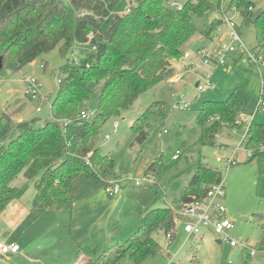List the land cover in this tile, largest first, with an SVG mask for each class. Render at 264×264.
<instances>
[{
  "label": "trees",
  "instance_id": "1",
  "mask_svg": "<svg viewBox=\"0 0 264 264\" xmlns=\"http://www.w3.org/2000/svg\"><path fill=\"white\" fill-rule=\"evenodd\" d=\"M119 1L0 0L3 68L20 70L60 44L65 54L75 44L85 47L81 62L68 61L60 68L50 119L14 122L7 114L0 118V218L17 199L11 183L21 174L38 178L33 208L50 210L73 209L72 184L78 177L105 187L119 180L114 161L101 151L102 129L144 93L173 79L177 74L173 63L183 59L188 43L197 35L211 39L222 23L214 22L204 33L195 25V16L203 17L212 9L208 0H189L180 8L171 0H137L130 12L118 14ZM232 4L242 10L247 23L255 24L259 52L264 53V12L256 13L249 0H232ZM98 89V109L90 120H83L81 114ZM243 110L242 98L235 92L225 101H205L197 117L204 138L214 140L224 126L245 129L240 122ZM158 111H164L160 103L133 124L139 143L147 139L151 115ZM211 120L215 123L205 128ZM244 144L251 153L249 161L264 154V124L252 122ZM161 167L155 162L147 174L161 175ZM221 182V172L201 164L180 197L148 210L126 243L103 252L94 245L80 247L77 258L83 264H120L125 259L144 264L161 249L156 235L166 236L175 229L176 211L201 200L210 186ZM183 264L199 261L194 257Z\"/></svg>",
  "mask_w": 264,
  "mask_h": 264
},
{
  "label": "rangeland",
  "instance_id": "2",
  "mask_svg": "<svg viewBox=\"0 0 264 264\" xmlns=\"http://www.w3.org/2000/svg\"><path fill=\"white\" fill-rule=\"evenodd\" d=\"M171 1L175 7L180 8L189 0ZM208 1L212 4V9L203 17H194V23L201 33L214 22H220L222 14L227 13L237 23L245 48L253 54L259 53L256 26L254 23L246 22L242 10L230 9L232 0ZM249 1L255 5L256 13L264 12V0ZM136 3L137 0H120L115 11L118 14L125 13L131 4ZM220 25H223V22ZM222 29L220 36L225 37L224 40L202 41V36L197 35L185 48L184 57L180 62L182 65L186 62L189 64L194 62L192 58H196L197 71L213 75L212 87L199 92V80L193 74L178 83L164 82L144 93L131 109L124 112L121 117L109 120L102 129L100 148L108 159L114 161L116 174L119 180L123 181L121 196L124 197L125 203L116 211H112L111 208L104 211L103 217L98 220L100 223L98 222L92 230L93 235L94 232L97 235L111 230V233H116L115 237L118 236L109 245L100 246L104 240L94 241L92 245L98 252L126 243L138 231L142 214L148 211L146 209L166 206L167 202L171 203L180 197L198 167L203 164L222 173L227 190L223 204L227 209V218L234 226L230 231V237L256 247L259 252L251 257L241 248H232L227 243L219 244L218 236L207 228H204L200 236L188 237L184 228L180 226L169 248H166V236L156 235L161 249L158 255L148 258L144 264H183L189 263L194 257L198 258L199 264H264V154L249 161L250 154L244 144L246 131L252 123L250 115L255 113L260 102H264V63L250 62L249 53L243 54V51L238 49L234 53L226 54L225 63L218 61L206 65L205 50L214 58L219 48L223 49L230 43L228 25L224 24ZM216 31L217 29L213 34ZM201 48L204 51L200 52ZM62 49L63 44H60L55 50L40 56L20 70L9 67L0 70V118L4 114L14 122L35 118L43 122L51 118L52 104L58 92L60 68L68 61L78 64L85 56V47L80 44H75L67 54ZM187 54L190 56L189 59L185 58ZM263 54H260V57ZM180 63L178 64L181 65ZM31 78L39 80L41 95L48 101L31 100L26 96V80ZM234 92L243 101L245 129L235 131L224 126L215 134L214 140L209 142L204 138V128L197 120L199 110L205 101H225ZM98 95L99 89L83 112L89 114L97 111ZM181 98L188 105L178 106ZM158 103L162 104L164 111L151 115L146 129L147 139L139 143L138 135L132 126L150 107ZM38 109L42 111L38 112ZM253 122L264 124V110L255 114ZM116 123L119 124L117 132ZM213 123L215 122L211 120L205 128ZM107 136L110 138L106 139ZM177 152H180L179 160L175 161L173 157ZM233 157L237 164L227 167L225 162ZM218 158H223L224 162L219 163ZM155 162L162 166L161 175L147 174L149 167ZM151 175L159 182L160 187L135 186L137 181ZM37 180L38 178L27 179L21 174L11 183V186L17 188V198H20L24 205H31L36 194ZM72 193L81 197L77 201L85 200L83 198L89 194L96 197L94 204L102 206L107 204L102 202L104 193L108 198L106 187L84 177L74 180ZM61 229L66 232L64 228ZM61 229L55 227L51 230L52 233H57ZM8 232L17 234L8 228L2 216L0 241H3ZM18 261L12 257L0 256V264H37L28 260ZM71 261L73 264H83L82 259L76 260L75 257L71 258ZM120 264L134 263L125 259Z\"/></svg>",
  "mask_w": 264,
  "mask_h": 264
},
{
  "label": "crops",
  "instance_id": "3",
  "mask_svg": "<svg viewBox=\"0 0 264 264\" xmlns=\"http://www.w3.org/2000/svg\"><path fill=\"white\" fill-rule=\"evenodd\" d=\"M222 27L223 25L218 26L217 31L211 36V39H207L201 35V40L210 42L218 41L221 37L220 33L223 32ZM193 40L194 38L191 41ZM189 43L187 46H189ZM181 60L173 63L177 74L173 79L168 81L169 83L181 82L191 74L196 77L197 74H201V72L199 73L197 71L198 65L196 58H192V61L196 63V67L191 69L183 67L190 65L191 62L189 64L186 62L182 65L180 63ZM178 153L180 152L176 154ZM177 160H179V158ZM157 182L156 180V183ZM158 184L159 183L155 185ZM158 187H160V185H158ZM87 195L88 196L83 198L85 200L81 201H77L81 198L80 196L77 197L74 195L75 203L72 210L34 209L33 202L35 195L31 205H24L22 201L19 200L20 198L15 199L2 215L8 228L13 232H17V234L8 232L3 241L10 245L20 246V252L10 257L18 259L20 262L28 260L37 264H73L71 258L75 257L76 260H79L77 254L80 247L92 245L94 241L101 242L104 240L103 243H99L100 246L112 243L114 238L118 237H115L116 233H111V230H109L108 232L106 231V233L97 235H95L96 232H94L93 235L92 230L98 225V222L100 223L98 220L103 217L104 211L109 208H111L112 211H116L125 203L124 197L121 196L118 199L106 198L107 196L104 193L102 202L107 204L102 206L100 204H94V201H96L95 196L91 197V195ZM168 203L169 202H167V204ZM146 212L147 211H145L142 216ZM55 227L59 229L64 228L66 232L61 229L57 233H52L53 230L51 229ZM16 235L18 237L14 238ZM217 242H220V240L218 239ZM219 244H221V242Z\"/></svg>",
  "mask_w": 264,
  "mask_h": 264
},
{
  "label": "built area",
  "instance_id": "4",
  "mask_svg": "<svg viewBox=\"0 0 264 264\" xmlns=\"http://www.w3.org/2000/svg\"><path fill=\"white\" fill-rule=\"evenodd\" d=\"M232 2V1H231ZM173 6L174 3L172 4ZM230 9L234 11H239V9L235 5H231ZM250 10L253 8L250 7ZM131 8L129 7L126 12H130ZM222 18L219 20H222L223 25H228V39L230 43L226 45L223 49L219 48L216 53L215 57H212V54L207 53L206 50L204 53H206V56L204 57L205 64L209 65L210 62L217 63H225V56L228 53H234L238 49H241L243 51V54H246V52L249 53V59L250 62L253 63H264V54L263 53H257L253 54L252 52H249L242 41L240 30L238 29L237 23L228 16L227 13L222 14ZM224 40V38H219L218 40ZM260 54H263L262 57H260ZM189 54L185 56L186 59H189ZM185 68H194L196 67L195 62H191L188 66H183ZM212 74L209 73H201L197 74V78L199 80L198 84V90L199 92H204L208 88L212 87ZM27 83V89H26V96L29 97L31 100H41V101H48L44 96L41 95L40 88L41 85L39 83V80L31 78L26 80ZM263 96V95H262ZM264 97V96H263ZM188 105L187 102L184 101L183 98L180 99L178 102V106L181 105ZM264 110V102H260L255 110V113L250 115V119L253 122L255 114L261 112ZM38 112H41V109L37 110ZM95 115L94 112H91L87 114L86 112H83L81 114V118L83 120H90ZM244 122V115H242L241 121ZM246 124V123H245ZM119 128V124H115V131L117 132ZM237 131V130H235ZM110 136H107L106 139H109ZM261 151H264V147L261 148ZM179 154H176L174 156V160H177L179 158ZM251 156V153H249ZM217 161L219 163H223V158H218ZM237 162L235 161L234 157L231 159H228L225 162V165L227 167L236 165ZM156 181L155 178L152 176H146L144 180L137 181L135 186L141 187L145 185H155ZM123 191V181L121 180H112L108 183L106 186V193L108 197L110 198H118L121 196V193ZM227 197V190L224 182H221L219 184H214L209 187L206 195L204 198H202L199 201H194L192 203H188L184 205L180 210L176 211V217L174 219V226L175 229L166 235L167 239V245L166 248H169L173 241H174V234L178 233V228L182 226L184 228V232L188 235V237H195L196 235H202L204 228L212 230L219 238L221 244L227 243L232 248H241L244 251H247L251 257L255 256L259 250L256 249V247L249 246L246 243H242L237 239H233L230 237V231L234 228L232 222L227 218L226 212L227 209L225 205L223 204V199ZM20 252V246L19 245H10L6 242H0V256L2 257H10L11 255H16Z\"/></svg>",
  "mask_w": 264,
  "mask_h": 264
},
{
  "label": "water",
  "instance_id": "5",
  "mask_svg": "<svg viewBox=\"0 0 264 264\" xmlns=\"http://www.w3.org/2000/svg\"><path fill=\"white\" fill-rule=\"evenodd\" d=\"M3 68V59L2 58H0V70ZM218 243H220V242H218Z\"/></svg>",
  "mask_w": 264,
  "mask_h": 264
}]
</instances>
